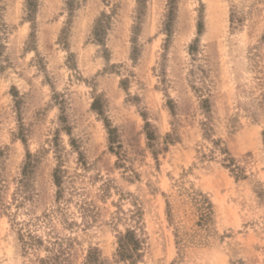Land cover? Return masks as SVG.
Here are the masks:
<instances>
[{"label": "rangeland", "instance_id": "1", "mask_svg": "<svg viewBox=\"0 0 264 264\" xmlns=\"http://www.w3.org/2000/svg\"><path fill=\"white\" fill-rule=\"evenodd\" d=\"M0 264H264V0H0Z\"/></svg>", "mask_w": 264, "mask_h": 264}, {"label": "trees", "instance_id": "2", "mask_svg": "<svg viewBox=\"0 0 264 264\" xmlns=\"http://www.w3.org/2000/svg\"><path fill=\"white\" fill-rule=\"evenodd\" d=\"M137 241L134 240L132 232L125 233L119 242V253L121 255H127L128 251H132L134 248H136Z\"/></svg>", "mask_w": 264, "mask_h": 264}]
</instances>
